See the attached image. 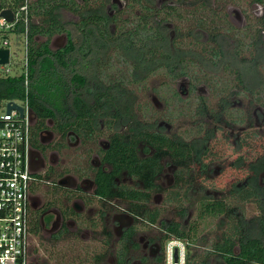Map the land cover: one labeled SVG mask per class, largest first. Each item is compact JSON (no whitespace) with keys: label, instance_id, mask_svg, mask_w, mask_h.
<instances>
[{"label":"flooded vegetation","instance_id":"1","mask_svg":"<svg viewBox=\"0 0 264 264\" xmlns=\"http://www.w3.org/2000/svg\"><path fill=\"white\" fill-rule=\"evenodd\" d=\"M118 1L121 5H125V8L128 2L129 7L138 5L132 0ZM179 1L178 3H164L156 7L161 8L165 5L178 7L180 3H185L182 0ZM210 5L212 6V4ZM120 11H117L115 15L118 16L117 13ZM187 13H190L192 17V12ZM119 20L121 19L119 18ZM112 24L116 28L118 25L122 26L112 22L109 27L111 32L120 30H113ZM159 24L156 25L160 29ZM128 29L130 27H126V29L121 27L123 31ZM199 30L195 38L199 33L201 36L197 37L198 39L196 38L194 43H198L203 32H207L208 35V31ZM193 31L194 27L186 33L179 31L176 38L178 36L183 39L185 34H187L186 37H190L193 35ZM94 34L97 35L95 31ZM114 35L116 36V34ZM206 39L208 41V37ZM121 40L124 41V38L118 39L115 43ZM234 42L236 43L235 40ZM190 48L184 49L179 46L175 52L178 56L180 70H172L177 67H170L171 60L165 65L166 82L169 84L176 80V84H178L175 89L167 90L166 94L169 98L162 102L155 94L158 89L153 87L151 99L155 106L162 104L161 108L157 107L161 111L177 107L178 117L188 118L187 120H190L195 128H184L180 131L171 130L173 125L169 113L158 116L159 121L141 119L137 111H134V96L132 98L128 93L131 92L127 88L128 84L123 80L121 85L116 80L109 81V78L105 77L108 73L103 72H95L93 75L96 79V88L89 87L90 81L85 73L86 79L83 86L69 89L61 100L55 98L53 104H50L51 108L56 109L57 112L58 106H62L63 116L61 119L48 118L45 128L38 133L40 146L32 145V164L36 173H40L42 177L37 176V186L32 197L31 220L35 218L40 221L42 232L49 233L50 237L60 235L63 239L70 234L82 235L87 230H91L104 238L106 245L117 244L113 253L127 245L131 255L130 264L136 262L144 264L147 260L156 261L163 254L165 245L162 242V235L167 223L172 219L180 221L186 229L194 227L187 219L190 217V212L188 211L189 207L185 204L188 206L196 202L199 204L201 199H224L218 195L211 196L213 198L194 199L193 192L196 193L202 189L205 192H210L209 186L204 188L203 179L211 180L210 182L215 180L221 182V178H224L222 175L228 172L223 184L219 182V185L218 183L213 184L221 190H215V193L219 195L227 193L230 195L229 198H232L244 187L257 186L264 196V170H262L264 153L257 154V157L252 159L255 162L259 161V172L256 174V172L249 171L242 179V168H246V157L242 155L246 139L242 137V113L227 115L230 106L235 104L242 107V102L230 104L228 100L231 93H234L235 96H242V85L238 86V82L235 80V77L242 76V73H234L233 81L223 79L227 87L221 88L216 87L219 83L214 80V77L226 73H210L211 76L213 75V84L210 86V90L212 96L217 97V100L212 101L210 91L207 90L206 93L198 85L200 75L193 69L187 73L183 72L184 68L189 67L190 62L187 61V58L194 60V50ZM194 52L196 53V51ZM196 55L202 58L200 53ZM139 73L135 69L132 71L131 82L138 85V90L139 88L143 90L146 88L149 76L156 72L145 73L141 78H138ZM158 87L160 89V86ZM84 89L86 92L88 91L87 95H90V98L81 92ZM227 90L229 92L224 94ZM125 91H127V99L124 97ZM103 92L115 97L117 106L120 103L122 109L129 108L128 114H126L127 111L121 110L125 118L121 116L118 119L115 116L114 108H107V114L105 112L106 115L102 116V111L104 112L105 109L97 108L101 105L96 104L95 95ZM75 95L81 97L85 103L93 105L92 109L95 110V115L90 117V126L84 118V127H80L78 131L71 128L66 129L65 126L60 130L58 126L61 123L71 124L75 121L76 113L73 106ZM57 99L59 100L57 101ZM122 102L125 105H122ZM148 104L147 102V106ZM210 124L209 129L201 136L197 131L199 126L202 129L203 125ZM196 128L198 129L196 130ZM235 132L236 135L232 139L231 136ZM46 133L50 136L46 137ZM219 137L223 138V143L226 144L223 151L217 149L221 147L222 143L216 146L212 145L214 138L219 140ZM72 148L76 151L77 160L73 165H65L59 158L60 154ZM242 156L245 163L243 166ZM45 173L49 175L48 178L44 177ZM101 188L112 190L114 194L104 196L100 192ZM125 192L128 194L127 196L124 195ZM131 192L134 194L139 192L138 198L129 197ZM231 198L227 201H233V205H239L241 208H244V203L252 202H242ZM166 202L174 203V208L171 211L174 214L172 218L164 216L163 206ZM253 203L257 205L258 209V205L264 206V200L253 201ZM185 208L187 212L183 217L181 212ZM143 210L158 212L154 222L143 217L141 214ZM220 216L222 215H217V217ZM254 222H256L255 219ZM107 239H109V243H106Z\"/></svg>","mask_w":264,"mask_h":264},{"label":"trees","instance_id":"2","mask_svg":"<svg viewBox=\"0 0 264 264\" xmlns=\"http://www.w3.org/2000/svg\"><path fill=\"white\" fill-rule=\"evenodd\" d=\"M133 3L138 4L143 15L138 21L133 22V27L123 31L121 27L126 29L124 25H118L119 17L117 15L110 17L106 14V7L110 0H32L30 6V13L32 22L30 25L29 39V82L30 89L28 93L30 108L34 115V123L32 127V145L40 146L38 139V133L45 128V124L48 118H58L56 109L53 110L50 104H53L55 98H63L66 91L73 87H81L85 83L84 71H80L78 68L82 67L88 69L90 63H94L96 70L99 72V64L101 58L97 56V52L94 48L93 41L94 31L97 33L95 37L102 43L116 44L118 39H123L128 43L129 48L134 50L144 51V62H154L166 58L168 55L165 53V49L169 47V43L166 40L161 29L156 25H152L153 21L160 14H164L163 21L167 20L169 16H173L179 11L176 6H163L157 8L154 4L155 0H132ZM188 0H182L186 2ZM199 0L190 1V5L193 9L187 10L192 12V15L201 9V14L193 18L195 28L208 31V41L205 46L202 47V53L200 55L205 62L213 65L216 68H223L225 70H234V73L240 74L241 71L231 66L226 61V50L224 42L227 39H231L230 32L233 26L227 22L226 12L222 15L216 11H212L210 0H203L199 5L196 2ZM251 3H258L263 5V13L260 17L255 18V23H248L243 32L242 40L237 39L235 49L233 52L237 57L244 61H252L259 64L257 56L264 52V0H250ZM22 3L21 0H0V7L14 8ZM61 11H69L78 17L74 27L81 33V44L77 45L71 35V32L66 28V25L61 21L59 13ZM161 17V16H160ZM220 17V18H219ZM114 23L118 25L120 29L118 32H111L110 24ZM159 24V23H157ZM160 25V24H159ZM224 25H227L225 27ZM23 27L19 24L17 26V32H21ZM59 34H66L68 42L62 48L53 50L51 49L52 38ZM116 34V36L114 35ZM199 33L197 37H200ZM231 36V37H230ZM43 39H40L42 38ZM196 37V38H197ZM198 39V38H197ZM246 39L248 41H246ZM175 43V42H174ZM244 45L251 50H254L253 56L246 60L245 56H240L241 51L244 50ZM121 48V47H120ZM121 54V53H120ZM188 62H193L191 66H195L193 59L187 58ZM104 63V62H103ZM105 64V63H104ZM137 70V69H136ZM190 70L184 68V73ZM83 72V73H82ZM101 73V72H100ZM118 79V78H117ZM114 79L121 85L123 82L120 79ZM235 80L238 82V86L242 85V90L249 91L250 93L257 95V98L261 99L264 95V79L260 83L257 90L252 91L246 84L242 76H236ZM120 81V82H119ZM25 75L0 77V103L7 99H24L26 95L25 89ZM125 83V82H124ZM212 80L208 79V84H211ZM219 85H216L218 87ZM227 86V85H226ZM261 96V97H260ZM96 104H100L97 108L102 109V116L107 114V108H114L118 119L124 114L121 110L128 114L129 108L125 107V110L119 103L116 104V98L111 94L103 92L95 95ZM57 99V101L59 100ZM118 100V99H117ZM118 103V102H117ZM92 107H90V106ZM107 105V106H105ZM122 105H125L122 102ZM73 106L75 108V121L71 124L61 123L58 128L60 130L67 128L78 131L80 127H84V118L91 121L92 116L95 115L93 105L85 103L81 97L75 95L73 98ZM102 107V108H101ZM58 111H63L62 106H58ZM106 112V114H105ZM125 118V117H124ZM127 118V117H126ZM65 124V125H64ZM90 126V123L88 124ZM87 126V127H88ZM245 139V144H247ZM246 160L247 174L248 172H259V161ZM264 162V159L262 163ZM245 165L244 157L242 156V166ZM264 170V167L262 168ZM254 174V175H256ZM37 176L42 177L40 173ZM45 178L49 175L45 173ZM257 185V183H255ZM101 194L107 196L112 195V190H105L101 188ZM139 192L129 193V197L133 199L138 198ZM125 196L128 194L125 192ZM232 197V200H240L242 202L248 201H263V193L259 191L257 186H250L242 188V191H238ZM199 216L205 218L207 215L217 216L222 215L225 219L223 228L220 230V235L214 239L207 240L203 249H200L195 245L193 238L194 228H184L180 221L172 219L167 223L165 232L162 235V242L165 243L171 238L183 239L188 245V257L187 264H264V206L258 205L260 214L254 219L256 220L257 233L252 232V226L245 217V210L239 205H233V201H227L226 199L218 198L216 200L201 199L199 202ZM137 206V205H136ZM182 216L184 217L187 209H182ZM143 217L152 220L157 218L158 212L152 210H143ZM254 221V220H253ZM31 230L34 235L41 233L40 221L32 218ZM219 230V229H218ZM220 230L218 232H220ZM52 238L56 241L62 239L60 235H54ZM107 239L106 243H109ZM110 254L106 252H99L89 257L92 264H130V254L128 246L120 248L116 253H113V261L110 260ZM163 254L156 259V261L147 260L145 264H162ZM73 263V262H72ZM69 263V264H72Z\"/></svg>","mask_w":264,"mask_h":264},{"label":"rangeland","instance_id":"3","mask_svg":"<svg viewBox=\"0 0 264 264\" xmlns=\"http://www.w3.org/2000/svg\"><path fill=\"white\" fill-rule=\"evenodd\" d=\"M125 1L128 2V0ZM190 1L192 0H188L185 3H180V5L178 6L179 11L173 16H169L168 18H166L167 20L163 21L162 17H165L162 13L159 15L158 18H154L153 21L150 22L152 25L160 23L161 32H163V35L169 43V47L164 48L165 53L168 56L167 58H164L162 60H156L154 62H144V51L129 48L128 43L125 41L121 40L118 41L116 44H107L105 42L102 43L100 40H97L95 35L92 37L96 47L94 49L98 54L97 56H99L101 60L105 63L104 64L101 61L100 63H98L100 65L99 68L101 67L99 69V73H108L105 77L109 78V81L114 80L116 78H121L120 80H123L126 84H128L127 88L130 89L132 93H134L132 94L131 92H128L131 94L132 98L134 96V111H137L141 119H145L147 121H153L154 119H156L157 121H159V118H157L158 116H163L169 113L171 114L170 116L173 125V128L171 130L176 131H180L184 128L191 129L195 127L192 126L190 120H187L188 118L181 119V117H178L177 107H170L168 110L165 111H163L164 109L162 111L161 109H157V107L161 108L162 104L155 106L152 102L151 94H153V87H156V89L158 90L155 94L162 102H164L166 98H169L166 94L167 90L169 88L175 89V87L178 86V84H176V80L169 84L166 82L165 79L167 76H165L164 71L166 69L165 65L168 64L170 60L172 61L170 67H177V69L172 70H180V65L177 61L178 56L177 54H175L179 46L184 49H189V47H191L190 49L196 51V53L193 51V61L195 63V66H190L193 62H190L188 65L190 69H193L195 73H198L200 75V80L198 84L199 87H201L206 93L207 90H209V94L211 96L212 92L210 90V86H212L213 83H207L208 79L212 80L213 78V75L211 76L210 73H226L223 75L221 73V75L219 74L214 77V80H216V82L218 81L219 83V88L227 87L223 79H225L226 81H233L235 77L234 70H225L223 68L213 67V65L209 64L208 62H205L203 58L196 55L198 53H202V47L205 46L207 42V32H203V36L198 41V43H194L196 39L195 35L198 33V31H200L198 28L194 29L193 35H191L190 37H186L187 34H185V37L183 39L179 38L178 36L176 38L177 32L183 31L184 33H186L189 30H192L193 27H195L193 18L201 14V9H198V12L194 13L192 17L190 16V13L186 12V10L193 9V6L189 4ZM169 2L178 3L180 1L155 0L154 4L155 6H160L164 3ZM201 2H203V0H199L198 2H196V5H199ZM210 2L212 4V11H216L218 14L220 13V15L226 12L228 15L226 17V20L233 26L232 31L230 32L232 36L230 37L233 40L227 39L224 42V47L227 48L226 61H228L232 67L237 68L241 71L245 84L252 91L257 90L260 83L264 79V52L263 54L261 53V55L257 56V60H259L258 64L256 62H252L251 60L242 62V57L241 59L237 57L233 52V49L234 44H236L234 40H242V37L244 36L243 32L245 30L246 25L248 23H255V18L260 17L262 15L263 5L258 3H251L250 0H210ZM121 3L123 4V2ZM128 7L129 2L125 8V5H121L118 0H111L110 4L105 9V12L107 15H115L117 11L121 10L119 13H117L118 17L121 19L118 21V24L124 25V27L132 28L134 24L133 22L139 20V18L143 15L142 11L144 12V9H141L139 5H135L134 7L129 8ZM59 17L61 21L66 25V28L71 32L74 42L77 45L81 44V33L74 27V24L78 20V17L69 11H61L59 13ZM224 26L227 27V25ZM112 29L115 31L119 30V28H116L115 26H113V24ZM178 29L179 31H177ZM175 38L177 39V41L175 40ZM40 39H43V37ZM246 41L248 40L246 39ZM67 42L68 39L66 34H59L52 38L50 46L51 49L56 50L66 45ZM244 47L245 48L241 51L240 56L243 55L246 57V60H249L253 56L254 50H251V47L248 48L247 45H244ZM13 50H15L14 52L17 53L16 55H13V63L9 67L11 68V75H14L15 73H20L23 69L22 67L24 62L23 51L14 48ZM78 69L80 71L85 70L84 74L86 73L87 78L90 81L89 87L93 89L96 88V79L93 76L96 70L95 64L90 63V67L88 69H84L82 67H79ZM134 69L136 72H140V75L138 74V78H141L142 75H144L145 73L151 71L156 72L149 76V78L147 79V85H145L146 88L143 90L140 88L138 90V85L131 82V73ZM2 74L5 73L2 69H0V76ZM158 86H160V89ZM81 92L85 95L88 94V91L86 92V89L82 90ZM228 92L229 90H227V92H224V94H227ZM124 93V97L127 99V91H125ZM86 97L90 98V95H87ZM211 98L212 101L217 100V97L212 96ZM228 100L230 104L233 102L236 104H240L242 102V107H239L235 104L233 106H230L229 110L227 111V115H238L242 113V137H245L248 142L247 144H245V147L242 150V155H245L248 160H251L257 157V154L259 155L260 153H264V95L261 97V99H259L257 98V95H254L249 91L242 90V96H235L234 93H231V95H229L228 97ZM147 102L149 103L148 106ZM57 115L59 119H61L63 116L62 112L60 111L57 112ZM210 126L211 124L203 125L202 129H200L201 126H199V130H197L198 128H196V130L202 136L204 135L205 131L209 129ZM48 135L50 136V134L48 133L45 134L46 137H49ZM235 135L236 132L233 136H231V138L233 139ZM223 141V138L219 137V140H216L214 138V140L212 141V145L216 146L222 143L221 147H218L217 149L223 151L226 145L225 143H223ZM75 155L76 151H74V148H72L68 151H64L63 154H60L59 158L65 165H73V163L77 160V156ZM227 174H223L222 176L226 178ZM246 175L247 169L242 168V179ZM224 178H221V182L220 180H218V182L220 184H223V182L225 181ZM203 181L205 183L204 188L209 186L208 190H210V192H205V190L203 189L199 190L196 193L193 192L192 195L194 196V199H201L202 197L213 198L211 196L218 195V197L221 196L226 200H230L231 197L229 198L230 195L227 193H223L221 195L215 193V190L221 191L219 190L220 188L217 189L214 186L216 183H218L216 180L210 182L211 180L207 181L206 179H203ZM164 204V216L166 218H172L174 214H172L171 211L174 208V203L170 204L166 202ZM199 204H197L196 202L190 206H188V204H185V206L189 207L188 211L190 212V217L188 216L189 218L187 219H189L188 221L190 222V224L194 226L192 234L195 240V245H197V247H199L200 249H203L205 247L204 245H206L207 240L214 239V237H217L218 234L220 235L221 231L223 230L220 229L223 228L222 226L225 222V219L223 218V216L212 217L211 215H207L205 218L200 217L198 214ZM244 209L245 217L251 224V230L255 234L257 233V230L255 222L253 220L255 215L259 214V209L257 208V205L253 203V201L244 203ZM88 226L89 225L87 224V227ZM218 229L220 230V232H218ZM114 247H117L116 243H112L111 246L106 245L104 242V238H102L97 233L91 232V230H87L82 235L70 234L68 237L60 239L58 241L50 237L49 233L41 231L39 235L33 234L31 237L30 257L31 260L36 264H69L72 262V264H92L90 263L89 257L99 252H106L107 254H110V256H108L110 257V260L113 261L114 256H112V253L114 252ZM135 264L139 263L136 262Z\"/></svg>","mask_w":264,"mask_h":264},{"label":"built area","instance_id":"4","mask_svg":"<svg viewBox=\"0 0 264 264\" xmlns=\"http://www.w3.org/2000/svg\"><path fill=\"white\" fill-rule=\"evenodd\" d=\"M11 9L13 21L0 16V48L10 51L9 62L0 65L5 74L0 77L25 75L24 99H7L0 103V264H36L31 260V208L34 189L37 186V171L32 164V127L34 115L29 104V39L32 17V0ZM23 30L17 32V26ZM12 35V38H11ZM24 53L23 69L11 75L15 50ZM14 103L23 107L21 115L17 108L7 111ZM188 245L179 238L169 239L164 247L162 264H187Z\"/></svg>","mask_w":264,"mask_h":264},{"label":"water","instance_id":"5","mask_svg":"<svg viewBox=\"0 0 264 264\" xmlns=\"http://www.w3.org/2000/svg\"><path fill=\"white\" fill-rule=\"evenodd\" d=\"M0 16L5 17L9 22L13 21V18H14L13 11L11 9H3L0 12ZM9 56H10V51L8 48H0V65L8 63ZM12 108H17L20 111L21 115L24 112V109L22 106L14 104V103H9L7 105V111H10Z\"/></svg>","mask_w":264,"mask_h":264}]
</instances>
